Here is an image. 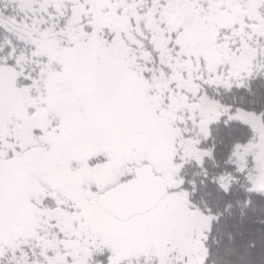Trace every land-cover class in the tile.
Wrapping results in <instances>:
<instances>
[{"label": "snow or ice", "instance_id": "1", "mask_svg": "<svg viewBox=\"0 0 264 264\" xmlns=\"http://www.w3.org/2000/svg\"><path fill=\"white\" fill-rule=\"evenodd\" d=\"M0 264H264V0H0Z\"/></svg>", "mask_w": 264, "mask_h": 264}]
</instances>
